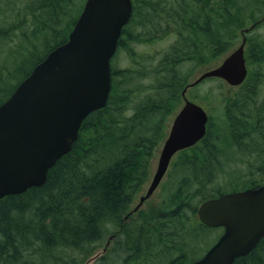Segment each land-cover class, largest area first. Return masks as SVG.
Here are the masks:
<instances>
[{
	"label": "trees",
	"instance_id": "obj_1",
	"mask_svg": "<svg viewBox=\"0 0 264 264\" xmlns=\"http://www.w3.org/2000/svg\"><path fill=\"white\" fill-rule=\"evenodd\" d=\"M69 1L73 2L27 0L25 16L20 18L17 12L13 21L0 26V40L12 41L15 31L30 21L36 32L47 31L54 41L47 46L48 54L67 41L76 23L77 19L62 26ZM133 2L129 25L147 22L156 33L176 37L165 50L162 64L154 69L157 82L143 89L129 85L130 68H113L107 105L83 121L71 151L49 170L45 184L0 200V264H86L103 249L92 264H190L196 260H190L189 240L208 229L199 220L198 208L224 193L213 187L219 156L225 150L224 141L212 132L211 117L205 138L173 161L171 182L162 199L130 212L150 181L153 158L169 131L168 117L182 104L188 84L178 67L187 61L211 63L234 47L237 28H247L264 17V0L245 5L236 0H173L169 6L154 0ZM146 8L157 11L158 21L144 15ZM166 8L168 12L163 11ZM128 29L127 25L123 30L119 49L132 39L125 36ZM149 35L146 30L142 41ZM248 43L252 57L263 58L264 40L250 35ZM46 54L20 59L8 71L16 84L0 88V105ZM256 80L249 76L240 89L249 82L250 91L243 89L236 96L247 98L244 103L251 107L250 113L233 115L238 124L232 137L239 145L264 118L253 97ZM138 96L143 101L132 106ZM263 184L259 180L249 187ZM234 264H264V239Z\"/></svg>",
	"mask_w": 264,
	"mask_h": 264
},
{
	"label": "water",
	"instance_id": "obj_2",
	"mask_svg": "<svg viewBox=\"0 0 264 264\" xmlns=\"http://www.w3.org/2000/svg\"><path fill=\"white\" fill-rule=\"evenodd\" d=\"M132 11V0H87L68 41L51 51L0 106V199L44 185L49 170L71 151L83 121L106 106L111 59ZM245 42L188 87L209 77L240 85L247 74ZM188 87L182 94L185 106L174 120L137 209L156 191L174 155L206 134L208 114L188 100ZM198 213L205 225L225 231L193 264H233L264 238V186L206 201Z\"/></svg>",
	"mask_w": 264,
	"mask_h": 264
},
{
	"label": "rangeland",
	"instance_id": "obj_3",
	"mask_svg": "<svg viewBox=\"0 0 264 264\" xmlns=\"http://www.w3.org/2000/svg\"><path fill=\"white\" fill-rule=\"evenodd\" d=\"M16 1V2H15ZM27 0H11L0 1V26L13 21L15 14L20 12V18L25 16V10H28ZM163 2V6H169L173 0H154ZM238 5H245L250 3V0H236ZM84 0L69 1L66 7V15L63 16L62 26L67 23L70 24L78 17L83 9ZM168 12V8L163 10ZM157 11L151 8L145 9V14L151 21H158L156 16ZM73 20V21H72ZM262 20L258 27L254 30V34L257 33L261 36V41L264 40V17H260ZM149 22V21H148ZM129 29L126 30L125 36H131L130 45L124 43L125 47H120L117 55L113 59L114 70H120L130 68V76L132 81L129 85L140 86L142 89L146 86L153 85L157 82L156 75L154 74L155 67L162 64V60L165 56V50L169 48L170 44H174L176 37L167 33H156V29L150 27L147 22H136L128 25ZM250 25H248L249 27ZM237 27V26H236ZM33 24L28 21L27 24L21 29L15 31V37L12 41L0 40V88L5 89L8 86L15 85L16 81L11 79L8 75V71H13L16 67V63L21 59L28 60L33 54L36 57H43L47 50V46L52 45L54 42L47 31L39 30L35 31ZM150 31L151 36L147 41L143 40L144 32ZM242 30L237 28V34L234 40V47L229 48L224 54L222 53L217 59L207 64H196V62H184L178 67L179 72L187 78V84L194 82L203 73L218 67L228 54L238 48L242 42ZM133 34V36H132ZM149 34V32H148ZM48 42V43H47ZM125 42V41H124ZM33 56V57H34ZM259 56H253L254 63L260 61ZM31 60V58H30ZM257 72L258 70H251ZM261 73H264V69L260 68ZM15 74V72H13ZM255 86L253 88V97L258 103L255 105L260 106V110L263 111L262 118L264 117V76H255ZM260 78V82L257 83ZM249 83V82H248ZM247 83V86H248ZM247 86L243 89L229 85L226 81L219 78H211L204 80L201 84L190 88L187 91V97L189 100L197 102V104L204 107V109L210 115L212 130L214 136H218L224 141V152L219 156V166L215 171V179L213 187L216 191L232 192L236 190L245 189L247 186L254 182L262 181L264 183V118L262 122H258L257 129H253L250 135L244 137V142L240 145L233 140V126L238 124L237 120L234 121L233 115L243 114V112L250 113L251 107L244 103L247 98H236L241 95V91H250ZM0 90V97L2 91ZM245 93V94H247ZM7 94V92L5 93ZM143 101L142 96H138L132 100V106ZM237 101H240L239 103ZM182 104L168 117V126L172 125L177 113L183 106ZM229 105V106H228ZM133 111L130 109L128 114L131 115ZM232 113V114H231ZM246 113V114H247ZM231 114V116H230ZM230 116V117H229ZM260 120V119H259ZM236 123V124H235ZM169 130V129H168ZM236 134H239L236 132ZM247 134V133H245ZM226 135V141L225 136ZM234 142V143H233ZM162 144L156 152V156L153 158L151 164V178L146 185L141 195L145 194L151 184L153 176L158 167V160ZM172 168L170 167L166 176L162 180L160 186L155 191L153 196L147 201L146 206L151 204H157L165 195V190L171 182ZM174 181V180H173ZM140 195V196H141ZM139 196V197H140ZM139 199V198H138ZM146 206H144L146 208ZM223 233L222 229H205L193 236L189 240L190 248L188 249L191 255L190 260L197 259L202 256L209 247Z\"/></svg>",
	"mask_w": 264,
	"mask_h": 264
},
{
	"label": "flooded vegetation",
	"instance_id": "obj_4",
	"mask_svg": "<svg viewBox=\"0 0 264 264\" xmlns=\"http://www.w3.org/2000/svg\"><path fill=\"white\" fill-rule=\"evenodd\" d=\"M245 54L247 57V55H248L247 49L245 51ZM260 61H261V63H259L258 66H259V68H262L264 66V56H263V58H260ZM248 63H249V61H248ZM250 76H264V74H262L261 72H258L257 74H254V75L250 74Z\"/></svg>",
	"mask_w": 264,
	"mask_h": 264
}]
</instances>
